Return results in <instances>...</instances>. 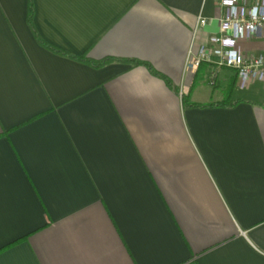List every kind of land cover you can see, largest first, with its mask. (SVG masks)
<instances>
[{"label": "crops", "instance_id": "0c3cea01", "mask_svg": "<svg viewBox=\"0 0 264 264\" xmlns=\"http://www.w3.org/2000/svg\"><path fill=\"white\" fill-rule=\"evenodd\" d=\"M222 14L214 0H0V264H264V84L188 69ZM231 85L233 108L186 106Z\"/></svg>", "mask_w": 264, "mask_h": 264}, {"label": "built area", "instance_id": "2783aa9c", "mask_svg": "<svg viewBox=\"0 0 264 264\" xmlns=\"http://www.w3.org/2000/svg\"><path fill=\"white\" fill-rule=\"evenodd\" d=\"M223 10L220 33L209 45L190 52L188 69L203 63L217 64L233 70L237 85L244 90L254 83L264 84V54L248 56L241 42L264 41V0H214ZM206 20H201L205 25Z\"/></svg>", "mask_w": 264, "mask_h": 264}, {"label": "trees", "instance_id": "16d2710c", "mask_svg": "<svg viewBox=\"0 0 264 264\" xmlns=\"http://www.w3.org/2000/svg\"><path fill=\"white\" fill-rule=\"evenodd\" d=\"M29 24L34 31V28H33V23H32V7H30V14H29ZM39 43L44 45L45 47L51 49L52 51L56 52V53H59L58 50L54 49V48H51L45 44H43V42L40 41L39 38H37ZM77 60H80V61H85L86 63L88 64H91L94 68H102L106 65H109L113 62H117L118 60H111V59H106V60H102V61H99V62H93V61H90V60H87V59H82V58H77ZM121 62V61H119ZM123 63H127L126 61H122ZM148 69L149 71L156 77H159L163 80H165V82L167 83V85L169 87H173L171 82L163 77L162 75L158 74L156 71H154L151 67L148 66ZM233 91H234V85H231L229 86L228 90H227V94H226V97L224 99V101L222 102H219V103H211V104H208V105H200V104H195V103H191L189 100L186 101V106L188 108H211V107H221V108H233L235 107L236 105H238V103H234V104H231V100H232V95H233Z\"/></svg>", "mask_w": 264, "mask_h": 264}]
</instances>
